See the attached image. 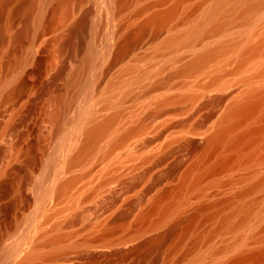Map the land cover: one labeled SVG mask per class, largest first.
<instances>
[{"label":"rangeland","instance_id":"rangeland-1","mask_svg":"<svg viewBox=\"0 0 264 264\" xmlns=\"http://www.w3.org/2000/svg\"><path fill=\"white\" fill-rule=\"evenodd\" d=\"M129 1L84 0L64 25L55 0L44 6V47L26 66L31 90L14 111L13 130L11 109L0 118V264L18 263L36 244L40 248L30 249H39V259L29 264L229 263L250 249L264 258V102L218 148L202 147L231 105L264 91V0ZM179 1L169 23L149 27L117 60L126 35ZM26 19L17 26L16 51L26 41ZM216 48L210 60L195 64ZM113 115L116 123L91 155L72 160L85 144L83 131ZM253 128L260 131L249 145L230 148ZM226 159L229 165L220 170L217 164ZM189 172L201 176L195 189L182 182ZM69 178L75 182L63 187ZM258 180V188L234 199ZM181 195L185 200L177 202ZM225 200L224 208L208 211L216 213L213 221L200 218L187 232L199 207ZM157 202L158 211L151 212ZM242 205L250 208L248 217L235 216V229L224 226L227 212ZM164 207L171 212L166 217ZM55 233H63L57 244L49 242ZM21 242L24 253L15 256ZM260 260L249 264H264Z\"/></svg>","mask_w":264,"mask_h":264},{"label":"bare ground","instance_id":"bare-ground-1","mask_svg":"<svg viewBox=\"0 0 264 264\" xmlns=\"http://www.w3.org/2000/svg\"><path fill=\"white\" fill-rule=\"evenodd\" d=\"M49 0H0V118L1 115L4 114V112H6L7 107L8 109H11L9 111H14L17 109V107L19 106V104L22 101V97L27 94L30 90H31V86L32 83H30V80H28V72L29 70L26 69V66L28 67L29 64H32L34 62H36L37 56L39 51L41 50L43 43L45 41V38H43V36H45V26H44V16H43V10H44V6L46 5V3ZM57 7V10H55L56 12H59V25H64L67 22H69L71 19L75 18L77 16V14L80 12V8L82 6V3L84 2V0H55ZM122 1V0H120ZM184 1V0H181ZM126 2V0H125ZM128 2L130 3L131 1L128 0ZM157 2V1H156ZM49 3V2H48ZM136 3V2H135ZM159 3V2H158ZM180 1L179 3L174 4L172 7H170L168 10L166 11H162L159 13H155L154 15L150 16L149 18H147V20H145L143 23H141L139 26H137V28H134L135 30H132L128 35H126L123 38L122 44L120 42V50L118 53V59H121L122 57H125L124 55H126L127 53V48L130 46L131 42L134 41L135 39L141 37L147 29H149V27H155L156 29H159L160 27L166 25L167 23L170 22V20H172V18L175 16L176 12H178L179 7H180ZM127 5V4H126ZM135 5V4H134ZM128 6V5H127ZM150 7V6H149ZM255 6H251L249 7V9H252ZM119 8V7H118ZM123 8V7H122ZM127 9V8H126ZM130 9V8H129ZM146 9V8H145ZM143 9V11L145 10ZM248 9V10H249ZM254 9V8H253ZM121 10V9H120ZM215 10V8H212L209 13L213 12ZM123 11V10H122ZM252 11V10H251ZM124 13V12H123ZM25 17L28 19V21L30 22L29 25L27 26L28 29H26L24 31V38L26 39L25 43L22 45L23 48H20V50L16 51V39H17V26L18 23L20 22V20H22V18ZM26 19V20H27ZM58 19V20H59ZM103 20V18H102ZM107 20V19H106ZM105 21V20H104ZM107 22V21H106ZM103 25V24H102ZM105 26V23H104ZM26 27V28H27ZM49 28H47L48 30ZM124 29V28H123ZM51 31V30H50ZM95 31V30H94ZM102 31V30H101ZM103 32V31H102ZM96 33V32H94ZM118 34V32H117ZM93 35V34H92ZM91 35V36H92ZM19 36V35H18ZM95 36V35H94ZM93 36V37H94ZM95 38V37H94ZM44 39V40H43ZM96 40V38H95ZM100 40V39H98ZM92 43V42H91ZM97 43V42H96ZM102 44V43H101ZM100 45V44H99ZM44 47V46H43ZM18 49V48H17ZM91 49V48H90ZM93 49V47H92ZM91 49V52L93 51ZM95 49V48H94ZM219 48H216L214 50L208 51L206 54H204L203 56H198V58H195V64H201L205 61L210 60L218 51ZM259 52V46L256 47V49L253 50V53H258ZM86 53V52H85ZM117 55V54H116ZM40 56V55H39ZM90 56L91 54L87 55V57H84V65H86V67L88 66V63H91L89 61L90 60ZM94 56V55H93ZM177 58V57H176ZM197 59V60H196ZM115 60V59H114ZM128 60V59H127ZM116 61V60H115ZM179 61V60H178ZM113 63V61H112ZM190 63V62H189ZM208 64V63H207ZM91 66V64H89ZM188 65V64H187ZM205 65V64H204ZM193 66V65H192ZM191 66V68H192ZM30 67V65H29ZM85 67V69H86ZM188 67V66H187ZM187 67H185L187 69ZM190 67V66H189ZM194 67V66H193ZM90 68V67H89ZM190 68V69H191ZM196 68V67H194ZM29 69V68H28ZM84 69V70H85ZM198 69V68H196ZM204 69V68H203ZM88 70V69H87ZM195 69H191V71H193ZM28 71V72H27ZM185 71V69H184ZM198 71V70H197ZM196 71V72H197ZM195 72V73H196ZM31 73V72H30ZM194 73V72H193ZM187 74V73H186ZM191 74V72H190ZM263 74V73H262ZM90 77V76H89ZM31 78V77H30ZM260 78H262L260 76ZM90 80V79H88ZM32 81V80H31ZM87 82V81H86ZM87 84V83H86ZM82 87V86H81ZM88 87V86H87ZM81 89V88H80ZM86 90V89H84ZM263 90V89H262ZM256 92V91H255ZM82 94V93H81ZM249 94V93H248ZM251 94V92H250ZM27 96V95H25ZM89 97V96H88ZM61 98V97H60ZM188 98V97H187ZM26 99V98H25ZM57 99V98H56ZM59 99V98H58ZM27 100V99H26ZM58 101V108L56 109L57 111L54 112V117L56 118V120L60 119L63 110H64V106H65V101L64 98L57 100ZM78 101V98H77ZM214 101V100H213ZM215 102V101H214ZM264 102V91L259 90V92L254 93L249 95L248 97H246L243 101L239 102V103H235L234 105H231V107L228 109L226 115L224 116L223 119H220L222 122L219 126V128L212 134L210 135L208 138L205 139L204 144L202 145V147L204 149H210L211 146H215L214 148H218L219 145H222L227 136L229 135L230 132L233 131V129L235 127H237V125H240L241 121L243 124L244 123V119L249 118V117H253V115L260 109L261 104ZM234 103V102H233ZM25 104V103H24ZM21 105V104H20ZM99 109V108H98ZM79 110V109H78ZM8 111V110H7ZM101 112V111H100ZM119 114V113H118ZM17 114H14V116H12V120L9 122V129L11 130L13 128V119H15V116ZM99 115V114H97ZM109 115V114H108ZM52 116V117H53ZM101 116V115H100ZM120 116V115H119ZM122 116V115H121ZM119 118V117H118ZM96 119V118H95ZM94 119V120H95ZM99 119V118H98ZM101 119V118H100ZM105 119V118H103ZM71 120V119H70ZM116 120L115 115L106 118L103 122H99L96 121V123H94L90 128L88 127V129L83 132H85V144L82 148H79V152L76 153L75 157H72V160L78 159V158H86V153H89V150L91 151V149L93 148L95 141L97 139H100L99 137H104L105 133H109L107 132L108 130H110V127H112L113 122ZM249 120V119H248ZM93 121V120H92ZM58 122V121H56ZM95 122V121H93ZM7 123V122H6ZM59 123V122H58ZM92 123V122H91ZM116 123V121H115ZM118 123V121H117ZM55 124V123H54ZM60 125V123H59ZM89 125V124H88ZM55 126V125H54ZM241 126V125H240ZM15 127V125H14ZM56 127V126H55ZM59 128V127H58ZM87 128V127H86ZM113 129V128H112ZM131 129V128H130ZM135 129V128H134ZM139 129V127L137 128ZM10 130H8L10 132ZM13 130V129H12ZM59 130V129H58ZM77 130V129H76ZM7 131V130H6ZM140 131V130H138ZM260 131V128H253V129H247L242 131L241 133H239L235 139H233V142L230 144V148L231 149H238L243 146V145H249L251 143L252 138ZM82 132V133H83ZM115 133V131H113ZM131 132V131H130ZM8 133V132H5ZM4 134V132H3ZM132 134V133H131ZM77 135V134H76ZM104 135V136H103ZM124 135V134H123ZM112 136V135H111ZM128 136V135H127ZM101 137V138H102ZM61 138V137H60ZM81 139V138H80ZM79 139V141H80ZM73 140V139H72ZM231 140V139H230ZM74 141V140H73ZM71 141V142H73ZM68 142V141H67ZM83 142V140H82ZM99 142V141H98ZM118 142V141H117ZM75 143V142H74ZM101 143V142H100ZM61 144V143H60ZM82 144V143H81ZM229 144V143H228ZM69 145V144H68ZM71 145V144H70ZM73 145V144H72ZM117 145V144H116ZM75 146V145H73ZM80 146V145H79ZM119 147V146H118ZM213 148V149H214ZM65 149V148H64ZM75 149V148H74ZM77 149V148H76ZM71 150V149H70ZM209 151V150H208ZM232 151V150H229ZM77 152V151H76ZM92 152V151H91ZM206 153V152H205ZM90 154V153H89ZM95 153H93L94 155ZM88 155V154H87ZM91 155V154H90ZM89 156V155H88ZM87 156V157H88ZM75 158V159H74ZM83 158V159H84ZM91 158V157H90ZM88 157V159H90ZM82 159V160H83ZM69 160V159H68ZM71 160V159H70ZM81 160V159H80ZM81 160V161H82ZM90 161V160H89ZM88 161V162H89ZM230 159H226V160H220V162L217 164L219 169H225V167H227L230 163ZM143 162V161H142ZM60 163V162H59ZM197 164V163H196ZM54 168V167H53ZM57 168V167H56ZM81 168V167H80ZM16 169V168H15ZM52 170V169H51ZM69 170V169H68ZM67 170V171H68ZM73 170V169H72ZM56 171V170H55ZM57 172V171H56ZM63 173V172H62ZM68 173V172H66ZM72 173V171H71ZM2 174V173H1ZM4 174V173H3ZM70 174V172H69ZM68 174V175H69ZM49 176V173H48ZM47 176V177H48ZM52 176V174H51ZM186 177L183 178V184L184 186L188 183H191V187H193L195 189V186L201 181L200 177H194L192 178V176L189 174L185 175ZM46 177V178H47ZM66 177V175H65ZM203 177V176H202ZM60 178V177H59ZM63 178V177H62ZM79 178V177H78ZM57 179V178H56ZM66 179V178H65ZM71 179V178H69ZM73 179V176H72ZM70 180L68 181V184L64 183L63 180H61L62 184H65V186L63 185V187L67 188L66 185H71L73 184V181L75 182V180ZM49 180V179H48ZM53 180V179H52ZM67 180V179H66ZM203 180V179H202ZM47 181V180H46ZM45 181V182H46ZM60 182V181H59ZM58 182V183H59ZM181 183V182H180ZM19 184V183H18ZM17 184V185H18ZM75 184V183H74ZM77 184V183H76ZM262 184L261 180L255 181L250 183L248 186H246L245 188H243L242 190H240L237 195L234 197L235 200H242L246 195H248L249 193H251L252 191H254L256 188H258L260 185ZM75 186V185H74ZM72 187V186H71ZM183 187V186H182ZM190 187V186H189ZM188 187V188H189ZM197 187V186H196ZM59 188V187H58ZM73 188V187H72ZM18 189V188H17ZM49 189V188H48ZM60 191L61 187L59 188ZM59 189L57 191H59ZM191 189V188H190ZM182 190V188H181ZM193 189H191L192 191ZM68 191V189H67ZM170 191V190H169ZM168 191V192H169ZM64 192V191H62ZM179 192V191H178ZM181 192V191H180ZM70 194V192H68ZM64 194H66V192H64ZM168 195V193H166ZM171 194V192H170ZM180 194V193H179ZM187 194V193H186ZM68 195V194H67ZM164 195V194H163ZM169 196V195H168ZM163 197H166L165 195ZM186 197V196H185ZM162 198V196H161ZM177 198V197H176ZM188 198V197H187ZM197 198V197H196ZM160 199V198H159ZM157 198V200H155L154 202L159 200ZM167 199V198H166ZM185 200V198H183V195L178 196V199H176L177 202ZM194 199V198H193ZM200 199V198H199ZM233 199V200H234ZM234 200V201H235ZM172 203V202H171ZM229 202L228 201H220V202H215L212 204H204L201 207H199L196 213H193V215H191L189 217V224L186 227L187 232H190L195 223L202 218L203 220H212L215 217L214 213H208L209 210L212 209H217V208H224L225 206H227ZM155 204V203H154ZM150 206L152 208V210H150L151 212L156 211L157 209H159V202H157L155 205ZM174 204V203H173ZM176 204V203H175ZM174 204V205H175ZM192 204V203H191ZM187 206V204H185ZM161 206V205H160ZM168 206V205H167ZM173 206V205H172ZM179 206V205H178ZM177 206V207H178ZM171 207V205H170ZM175 208V206H173ZM150 208V209H151ZM165 211H163V213L165 214L166 217V212L168 211L167 207ZM181 208V207H180ZM182 209V208H181ZM180 209V210H181ZM189 210V209H188ZM149 211V213H150ZM158 211V210H157ZM213 211V210H212ZM145 212V211H144ZM148 212V210H147ZM170 212V211H168ZM171 213V212H170ZM142 214V213H141ZM153 214V213H152ZM243 215L244 218L248 217V215L250 214V208L248 206L242 205L237 207L236 209H234V211L232 212H227V214L224 216V218H222V224H224V226L226 225L227 227H230L231 229H235V225L231 224L232 219L235 216L238 215ZM161 215V214H160ZM151 216V215H150ZM146 217V215H145ZM162 217V216H161ZM160 217V218H161ZM164 217V216H163ZM162 217V218H163ZM164 217V218H165ZM144 218V217H143ZM149 218V217H148ZM71 219V218H70ZM178 219V218H177ZM50 220V219H49ZM144 220V219H143ZM161 220V219H160ZM188 220V219H187ZM73 221V220H72ZM213 221V220H212ZM23 222V221H21ZM198 223V222H197ZM206 224V223H205ZM61 225V223L59 224ZM208 225V224H207ZM206 225V226H207ZM19 226V225H18ZM17 226V227H18ZM58 226V225H56ZM55 226V229L57 228ZM223 226V225H222ZM222 226H220L222 229ZM53 227V226H52ZM60 227V226H58ZM16 228V227H15ZM24 228V227H23ZM62 228V227H61ZM206 228V227H205ZM53 229V230H55ZM58 229V228H57ZM56 229V230H57ZM12 232V231H11ZM26 232V231H25ZM35 232V231H34ZM60 232V231H59ZM69 232V230H68ZM41 233V232H40ZM64 233V232H63ZM61 233V234H63ZM53 235L50 239L49 242L50 243H58L60 242L62 239L63 235ZM18 236V235H17ZM29 236V235H28ZM66 236V235H65ZM41 237V236H40ZM44 237V235H43ZM48 237V236H47ZM46 237V238H47ZM160 237V236H159ZM158 237V238H159ZM27 238V237H26ZM156 238V239H158ZM48 239V238H47ZM159 240V239H158ZM44 241V240H43ZM156 241V240H155ZM39 242V240L37 241ZM15 243V242H14ZM28 243V242H27ZM29 243L30 240H29ZM41 243V242H40ZM19 244V243H18ZM17 244V245H18ZM62 244V243H61ZM12 245V244H11ZM26 245V244H25ZM24 247V242H21L18 246H16V250H15V256L16 253L18 255H21V251L22 248ZM37 247V244H36ZM34 246L30 247L29 246V250L28 252L23 255L24 252H22V257L20 260H18V263L16 264H25V262L27 264L30 263L31 259L36 258V262L39 259V254L38 252L39 249L35 250V249H30V248H36ZM39 247V246H38ZM37 247V248H38ZM71 247V246H70ZM9 248V247H8ZM40 248V247H39ZM58 248V247H57ZM43 249V248H41ZM13 250V249H12ZM53 250V249H52ZM228 250V249H227ZM225 248L224 249H220L217 251V253H224L227 251ZM239 250V249H237ZM236 250V252H237ZM241 250V249H240ZM251 251L248 252H244V253H240L239 255H237L235 257L234 255V259L232 257L231 261L229 263H220L218 262H214V264H249L251 262H256L258 263V261L260 259H264L263 257L261 258V254L258 251H253L252 249H250ZM255 250V249H254ZM260 250V249H259ZM27 251V250H26ZM56 251V250H55ZM262 251V250H261ZM2 252V251H1ZM42 252V251H41ZM57 252V251H56ZM62 252V250H61ZM235 252V253H236ZM240 252V251H239ZM13 253V252H12ZM58 254H60L59 252H57ZM3 255V254H2ZM51 255V254H50ZM44 256V255H43ZM65 256V255H64ZM3 257V256H2ZM14 257V256H13ZM42 257V256H40ZM45 257V256H44ZM1 258V257H0ZM18 258V256H17ZM38 258V259H37ZM48 258V257H47ZM13 259V258H12ZM56 259V258H55ZM224 260V259H223ZM226 260V259H225ZM28 261V262H27ZM33 261V260H32ZM217 261V260H216ZM222 261V260H221ZM229 261V260H228ZM261 261V260H260ZM264 262V261H263ZM13 263V262H12ZM33 263V262H32ZM40 263V262H39ZM254 263V264H256ZM15 264V263H14Z\"/></svg>","mask_w":264,"mask_h":264}]
</instances>
